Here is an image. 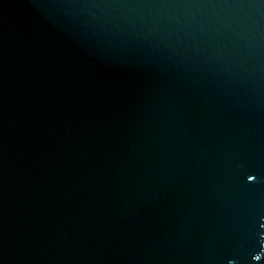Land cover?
I'll list each match as a JSON object with an SVG mask.
<instances>
[{
  "label": "water",
  "instance_id": "water-1",
  "mask_svg": "<svg viewBox=\"0 0 264 264\" xmlns=\"http://www.w3.org/2000/svg\"><path fill=\"white\" fill-rule=\"evenodd\" d=\"M0 264H264V0H0Z\"/></svg>",
  "mask_w": 264,
  "mask_h": 264
}]
</instances>
